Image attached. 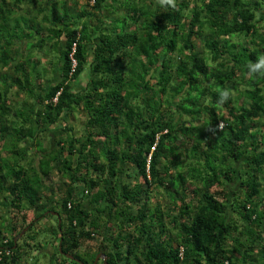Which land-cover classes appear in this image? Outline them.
<instances>
[{"label": "trees", "instance_id": "16d2710c", "mask_svg": "<svg viewBox=\"0 0 264 264\" xmlns=\"http://www.w3.org/2000/svg\"><path fill=\"white\" fill-rule=\"evenodd\" d=\"M85 1L0 0V264H264V0Z\"/></svg>", "mask_w": 264, "mask_h": 264}, {"label": "rangeland", "instance_id": "374dc122", "mask_svg": "<svg viewBox=\"0 0 264 264\" xmlns=\"http://www.w3.org/2000/svg\"><path fill=\"white\" fill-rule=\"evenodd\" d=\"M107 1V0H106ZM86 2L85 0H82V3ZM45 6V5H44ZM47 6V5H46ZM49 11V7L45 10V12L47 13ZM33 12H31L32 14ZM25 15H28L30 16L29 12L27 13H24ZM35 57L37 58L38 57V63H37V66H36V69L39 71L40 69L43 71V67L46 66L47 64V60H48V57L47 56H43L41 54H38L37 51H35ZM40 56V57H39ZM87 69V68H86ZM86 72V70H85ZM84 72V73H85ZM82 121H83V116L80 115V113H74V115L71 117V119L69 120V124H72L75 128V130L77 131H80L81 129V125H82ZM67 182V181H66ZM65 188V186H63L62 190ZM61 190V191H62ZM57 209V208H56ZM48 210V209H47ZM36 214H43L45 217H47V221L44 220V218H41V219H37L39 222V224L37 225H34L30 231H27V227H24L22 229V231H20L18 234L20 235H23L21 236V238L18 239V243L20 245H22L24 247V242L27 241L28 242V246H25L24 249L27 251L29 249H33L35 248L33 245H36V249L38 250H33L32 251V257H30V259L28 260V257H26V260L28 261V264H35V263H39V264H49V262H52V259L50 257H53L52 256V253H51V248H52V243H53V234L48 231V229H46L45 227L47 226H44L46 225L45 222H48V224H52L53 226H58V222H56V216L57 213L53 210V211H43L42 210L40 212H35ZM34 213L32 211H29L27 210L26 211V216L27 218L25 220L29 221L32 219ZM17 219H20V222L22 223L23 221V218H21L19 216V214L17 215ZM27 231V232H26ZM23 233V234H22ZM16 238V237H15ZM33 239V240H31ZM100 237H98V239H95L93 240V243H91V241H88L85 243V246L83 247V249H88L89 247H93L94 245L93 244H97L99 243L100 241ZM17 240V239H16ZM92 245H91V244ZM86 249V250H87ZM97 255H94V258H93V263H97L98 264H105L104 261H99V260H96L95 257Z\"/></svg>", "mask_w": 264, "mask_h": 264}, {"label": "clouds", "instance_id": "9594fccd", "mask_svg": "<svg viewBox=\"0 0 264 264\" xmlns=\"http://www.w3.org/2000/svg\"><path fill=\"white\" fill-rule=\"evenodd\" d=\"M156 5L165 10L168 8L176 9L177 7L176 0H156ZM245 67L247 70L245 73L246 79H264V55L257 57L255 62L248 61ZM216 91L217 104L221 106L229 101L232 96V90L227 87L217 88Z\"/></svg>", "mask_w": 264, "mask_h": 264}, {"label": "water", "instance_id": "95a60500", "mask_svg": "<svg viewBox=\"0 0 264 264\" xmlns=\"http://www.w3.org/2000/svg\"><path fill=\"white\" fill-rule=\"evenodd\" d=\"M20 235H21V234H20ZM20 235H18V237H19ZM18 237L15 238V241H16V239H17ZM59 249H60V247H59ZM65 255H66V257H69L70 259H73V260H75L76 262H78V263H80V264H84V263L81 262L79 259L74 258V257H73L72 255H70V254H65ZM100 258L104 261L105 264H107V263H106V256H105V255H103L102 253H98L97 256L95 257V259H96V260H99ZM93 264H95V263H93Z\"/></svg>", "mask_w": 264, "mask_h": 264}, {"label": "crops", "instance_id": "0c3cea01", "mask_svg": "<svg viewBox=\"0 0 264 264\" xmlns=\"http://www.w3.org/2000/svg\"><path fill=\"white\" fill-rule=\"evenodd\" d=\"M84 3H85V2H84ZM89 3H90V5H91L93 2H92V1H90Z\"/></svg>", "mask_w": 264, "mask_h": 264}]
</instances>
